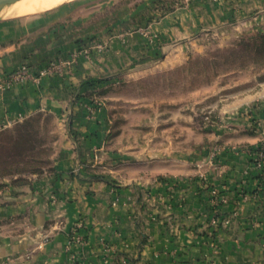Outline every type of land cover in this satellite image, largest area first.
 Segmentation results:
<instances>
[{"label":"crops","instance_id":"1","mask_svg":"<svg viewBox=\"0 0 264 264\" xmlns=\"http://www.w3.org/2000/svg\"><path fill=\"white\" fill-rule=\"evenodd\" d=\"M233 8L264 16V0H193L150 24L167 41L228 20ZM67 12L0 20V83L24 63L41 67L81 47L70 39ZM145 44L139 34L128 36L39 84L0 87V130L47 111L62 133L52 170L21 185L0 180V264H75L66 249L75 231L84 238L74 248L80 264H264V184L247 151L264 142V93L220 112L229 120L220 131L205 128L207 150L202 142L117 144L108 110L89 92L100 79L121 80L115 71L146 52ZM216 212L221 226L214 235Z\"/></svg>","mask_w":264,"mask_h":264},{"label":"rangeland","instance_id":"2","mask_svg":"<svg viewBox=\"0 0 264 264\" xmlns=\"http://www.w3.org/2000/svg\"><path fill=\"white\" fill-rule=\"evenodd\" d=\"M192 2L65 0L54 6L67 8V31L81 46L69 52L78 53L70 64L81 56L91 61L95 52L107 53L113 41L126 44L128 36L139 34L146 40V52L115 71L121 80L102 83L100 79L89 92L108 110L117 144L128 138L150 147L173 141L180 146L203 144L206 127L220 131L229 120H222L220 112L230 111L238 99L264 93L263 12L233 8L234 16L226 21L202 24L186 37L158 40L150 23ZM101 42L106 45L104 51L96 48ZM82 48L90 53L81 52ZM68 56L50 60H68ZM61 135L59 119L47 111L4 127L0 130V175L11 182L17 175L28 180L34 166L47 169L58 153ZM208 148L204 143L201 149Z\"/></svg>","mask_w":264,"mask_h":264},{"label":"built area","instance_id":"3","mask_svg":"<svg viewBox=\"0 0 264 264\" xmlns=\"http://www.w3.org/2000/svg\"><path fill=\"white\" fill-rule=\"evenodd\" d=\"M96 48L99 51H104L106 49L105 43L101 42L96 44ZM81 52L90 53L89 49L82 48ZM78 53H73L68 56L67 59H58V60H49L45 65L41 67H34L30 63H24L20 68L11 72L3 81L0 83V87L5 86H13L16 84H24L28 82H32L35 84H39L42 78L50 75H59L63 72V67L66 64H70L71 61L74 62L75 56ZM217 148L214 149V154L216 153ZM248 153L251 155L254 164L259 169V182L260 185L264 184V142L260 143L259 145L255 146L254 148H248ZM215 196H217L216 192H214ZM250 196L247 193H244L241 198L244 200L248 199ZM214 205L217 206L219 204V200L214 198ZM217 211V210H216ZM220 224V218L217 212L214 214L210 221V228L212 227L211 234H214L215 228ZM81 224H77V227H80ZM84 241L83 235L79 234L78 231H75L74 234L70 236L69 242L67 244V250L70 254V259L75 264H80L78 262V253L74 251V248Z\"/></svg>","mask_w":264,"mask_h":264},{"label":"bare ground","instance_id":"4","mask_svg":"<svg viewBox=\"0 0 264 264\" xmlns=\"http://www.w3.org/2000/svg\"><path fill=\"white\" fill-rule=\"evenodd\" d=\"M65 0H20L4 9V16L23 15L57 6Z\"/></svg>","mask_w":264,"mask_h":264},{"label":"trees","instance_id":"5","mask_svg":"<svg viewBox=\"0 0 264 264\" xmlns=\"http://www.w3.org/2000/svg\"><path fill=\"white\" fill-rule=\"evenodd\" d=\"M255 146H251L250 148H254ZM51 165V164H50ZM53 168H52V166H50V167H48L47 169H43V168H41V167H38V166H34L33 167V169L31 170V173H33V174H42V173H44L46 170L47 171H50V170H52ZM5 177H6V175H0V179H5ZM16 176H14V178L12 179V182L13 183H16V184H25V183H28V180L27 179H25V178H21V177H19L18 175H17V178H15ZM95 178H98V179H104L105 178V175H96V176H94ZM160 179H162V180H164L163 178H160ZM6 184L4 183V182H0V189L1 188H3L4 186H5ZM219 227L221 226V224H219L218 225ZM215 233H216V230H214V235H215ZM145 241H146V237L145 236H143V239H142V242L143 243H145Z\"/></svg>","mask_w":264,"mask_h":264},{"label":"water","instance_id":"6","mask_svg":"<svg viewBox=\"0 0 264 264\" xmlns=\"http://www.w3.org/2000/svg\"><path fill=\"white\" fill-rule=\"evenodd\" d=\"M18 1L20 0H0V16L3 15L4 9H6V7L11 6ZM0 20H1V17H0Z\"/></svg>","mask_w":264,"mask_h":264}]
</instances>
